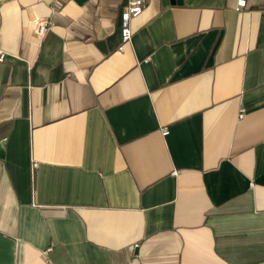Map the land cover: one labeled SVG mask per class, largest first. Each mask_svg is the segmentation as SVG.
<instances>
[{"label":"crops","instance_id":"1","mask_svg":"<svg viewBox=\"0 0 264 264\" xmlns=\"http://www.w3.org/2000/svg\"><path fill=\"white\" fill-rule=\"evenodd\" d=\"M128 1L0 0V264H264V0Z\"/></svg>","mask_w":264,"mask_h":264},{"label":"built area","instance_id":"2","mask_svg":"<svg viewBox=\"0 0 264 264\" xmlns=\"http://www.w3.org/2000/svg\"><path fill=\"white\" fill-rule=\"evenodd\" d=\"M145 6V0H129L126 7L121 12V39L122 43H127L131 40L133 29L130 26L131 19L141 14ZM246 6V0L237 1V9H243ZM48 20L46 18L38 19L34 24V31L40 36L44 35L48 28ZM7 53L0 47V63L4 62ZM242 116V114L240 115ZM167 129L163 133H167ZM49 264V263H48ZM52 264V263H51Z\"/></svg>","mask_w":264,"mask_h":264},{"label":"water","instance_id":"3","mask_svg":"<svg viewBox=\"0 0 264 264\" xmlns=\"http://www.w3.org/2000/svg\"><path fill=\"white\" fill-rule=\"evenodd\" d=\"M170 4H182L183 3V0H167ZM4 156V152L3 150L1 149V145H0V157H3Z\"/></svg>","mask_w":264,"mask_h":264}]
</instances>
